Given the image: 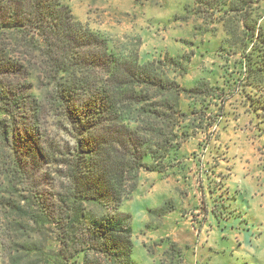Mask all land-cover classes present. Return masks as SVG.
I'll use <instances>...</instances> for the list:
<instances>
[{
	"label": "trees",
	"instance_id": "1",
	"mask_svg": "<svg viewBox=\"0 0 264 264\" xmlns=\"http://www.w3.org/2000/svg\"><path fill=\"white\" fill-rule=\"evenodd\" d=\"M196 3L222 27L225 88L180 85L171 74L185 75L192 55L141 64L116 53L64 0H0V212L8 227L56 229L48 244L35 232L14 241L25 258L136 264L122 206L140 172L166 171L197 104L226 102L238 88L264 94V0ZM167 250L181 261L175 244Z\"/></svg>",
	"mask_w": 264,
	"mask_h": 264
},
{
	"label": "rangeland",
	"instance_id": "2",
	"mask_svg": "<svg viewBox=\"0 0 264 264\" xmlns=\"http://www.w3.org/2000/svg\"><path fill=\"white\" fill-rule=\"evenodd\" d=\"M64 3L76 21L106 38L116 53L135 54L141 64L167 55H192L185 75L171 74L180 85L190 88L204 78L226 87L225 66L215 52L223 30L209 22L204 4ZM186 103L180 101L188 110ZM204 106L196 105L190 138L166 171L140 172L132 198L122 206L131 216V258L136 264H264V94L238 88L226 102L211 99ZM39 229L8 227L0 212V264H39L25 258L14 242H23L28 232H35L42 245L55 240L54 227ZM172 244L181 251L179 262L166 254Z\"/></svg>",
	"mask_w": 264,
	"mask_h": 264
}]
</instances>
